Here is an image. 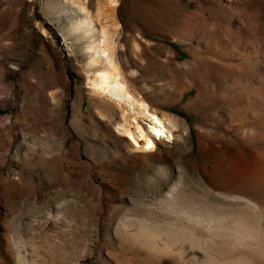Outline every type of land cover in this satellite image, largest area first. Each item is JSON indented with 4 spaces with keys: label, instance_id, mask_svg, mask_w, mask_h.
I'll use <instances>...</instances> for the list:
<instances>
[{
    "label": "rangeland",
    "instance_id": "rangeland-1",
    "mask_svg": "<svg viewBox=\"0 0 264 264\" xmlns=\"http://www.w3.org/2000/svg\"><path fill=\"white\" fill-rule=\"evenodd\" d=\"M75 1L0 0V264H143L118 249L120 220L175 218L174 185L227 168L264 196V0H117L100 14L104 0ZM145 3L150 21L132 9ZM83 10L93 27L71 30ZM102 28L129 90L178 119L153 154L92 93L86 45Z\"/></svg>",
    "mask_w": 264,
    "mask_h": 264
},
{
    "label": "bare ground",
    "instance_id": "bare-ground-1",
    "mask_svg": "<svg viewBox=\"0 0 264 264\" xmlns=\"http://www.w3.org/2000/svg\"><path fill=\"white\" fill-rule=\"evenodd\" d=\"M116 3L117 0L102 1L98 14L105 7L115 10ZM136 8L132 7L138 17L150 21L153 10L150 4ZM90 15L83 13L72 23L71 30L90 31L93 27ZM111 38L102 28L87 40L86 48L91 53L88 65L97 67L88 83L92 93L105 96L121 108L122 118L115 123L116 132L127 139L135 152L153 154L159 144L177 137L178 119L160 113L129 90L114 60ZM221 159L224 161V157ZM228 169L224 179L206 175L208 184L200 189L183 187L178 191L181 186L174 185L165 197L170 204L162 202L166 205L164 211L175 218L155 214L154 210L147 216L123 217L120 225L127 234L118 249L131 255L128 257L140 256L143 264H264V196L254 192L251 178L239 181Z\"/></svg>",
    "mask_w": 264,
    "mask_h": 264
}]
</instances>
